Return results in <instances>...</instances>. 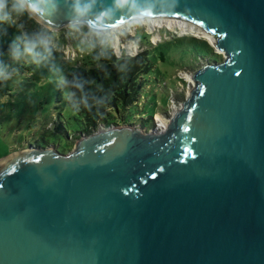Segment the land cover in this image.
Segmentation results:
<instances>
[{"label": "water", "instance_id": "water-1", "mask_svg": "<svg viewBox=\"0 0 264 264\" xmlns=\"http://www.w3.org/2000/svg\"><path fill=\"white\" fill-rule=\"evenodd\" d=\"M40 7L27 12L51 30L183 20L224 57L191 73L164 129L115 124L67 153L30 145L1 158L0 264H264V0Z\"/></svg>", "mask_w": 264, "mask_h": 264}, {"label": "rangeland", "instance_id": "rangeland-1", "mask_svg": "<svg viewBox=\"0 0 264 264\" xmlns=\"http://www.w3.org/2000/svg\"><path fill=\"white\" fill-rule=\"evenodd\" d=\"M28 16L31 17L27 10L19 15L12 14L26 36L45 39L47 45L35 48L39 53L36 57L26 52L18 58L13 54L2 57L5 60L0 65V159L30 145H53L60 153L72 150L76 140L86 133H80L81 117H76L66 107L65 99L57 100V89L72 67L96 65L106 48H111L117 56L151 49L153 69L144 83L140 104L133 106L128 114L132 124L143 130L161 129L162 125L164 128L181 108L194 85H190L183 73L191 74L204 63L221 61L224 57V53L214 47L216 56L211 57L202 41H207L204 38L188 33L175 35L179 31L176 26H162L151 31L144 21L138 20L95 34L83 24L51 30ZM192 51L205 57L189 63L188 55ZM29 64L32 68L26 69ZM58 117L64 129L56 128ZM105 128L100 125L96 130Z\"/></svg>", "mask_w": 264, "mask_h": 264}, {"label": "trees", "instance_id": "trees-1", "mask_svg": "<svg viewBox=\"0 0 264 264\" xmlns=\"http://www.w3.org/2000/svg\"><path fill=\"white\" fill-rule=\"evenodd\" d=\"M34 40L37 39L26 36L13 18L10 21H0V65L5 60L2 58L4 55L13 54L14 51H18L19 55L23 54L28 42ZM202 41L209 48L210 56L215 57L214 48L207 41ZM150 51L151 49H146L135 55L117 56L111 48H106L96 65L71 68L63 83L58 86L56 98L58 101L65 99L66 107L76 117H81L79 119L82 120L83 127L80 133L90 134L100 125L108 127L121 122L132 124V118L128 114L133 106L140 104L144 83L153 69ZM201 56L205 57L195 51L190 52L189 63ZM160 58L164 60L163 53H160ZM25 68H32V64ZM56 128H65L60 119Z\"/></svg>", "mask_w": 264, "mask_h": 264}, {"label": "clouds", "instance_id": "clouds-1", "mask_svg": "<svg viewBox=\"0 0 264 264\" xmlns=\"http://www.w3.org/2000/svg\"><path fill=\"white\" fill-rule=\"evenodd\" d=\"M42 2L43 0H0V21H10L12 14L19 15L26 10L32 13H42L43 9L40 7ZM76 11L78 14H81L83 9L77 7ZM38 45L46 47L47 41L42 38L29 41L25 47V52L33 57L39 56V53L34 51ZM13 57L18 58L19 52L14 51Z\"/></svg>", "mask_w": 264, "mask_h": 264}, {"label": "bare ground", "instance_id": "bare-ground-1", "mask_svg": "<svg viewBox=\"0 0 264 264\" xmlns=\"http://www.w3.org/2000/svg\"><path fill=\"white\" fill-rule=\"evenodd\" d=\"M141 21H144L148 28L152 31L155 28H160L162 26H167L170 28L178 27L179 31L183 34H192L198 38H204L206 39L211 45H215L214 36L204 33L200 29L192 26L189 23L184 22L183 20H177V19H162V18H143ZM158 36V35H157ZM154 38V37H153ZM222 52V51H221ZM183 76L190 82V85L194 83L192 76L190 73H183ZM192 88V87H191ZM167 126H164V128ZM159 128L164 129L163 125ZM160 130V129H159Z\"/></svg>", "mask_w": 264, "mask_h": 264}, {"label": "built area", "instance_id": "built-area-1", "mask_svg": "<svg viewBox=\"0 0 264 264\" xmlns=\"http://www.w3.org/2000/svg\"><path fill=\"white\" fill-rule=\"evenodd\" d=\"M86 27V26H85ZM87 28V27H86ZM87 29H89L91 32H93V33H95V34H98V33H100V31H94V30H92V29H90V28H87ZM174 32V31H173ZM175 35H177L178 34V36H179V34L181 35V34H183V33H181L180 31H178V33H174Z\"/></svg>", "mask_w": 264, "mask_h": 264}]
</instances>
